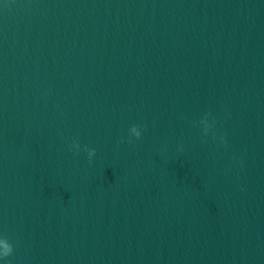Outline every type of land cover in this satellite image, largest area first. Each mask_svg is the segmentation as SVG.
<instances>
[{"label":"water","instance_id":"95a60500","mask_svg":"<svg viewBox=\"0 0 264 264\" xmlns=\"http://www.w3.org/2000/svg\"><path fill=\"white\" fill-rule=\"evenodd\" d=\"M264 0H0V185Z\"/></svg>","mask_w":264,"mask_h":264},{"label":"clouds","instance_id":"9594fccd","mask_svg":"<svg viewBox=\"0 0 264 264\" xmlns=\"http://www.w3.org/2000/svg\"><path fill=\"white\" fill-rule=\"evenodd\" d=\"M211 116L210 113L205 114V116L200 119L198 121V124L202 127V131H203V135L205 137H207L209 135V133H211L213 135V138H216V131H215V124L216 121L215 119H209V117ZM130 136L127 140L128 143H134V140L132 139V137H134L136 140H139L142 136V128L140 125L137 124H133L130 129ZM221 143L226 145L227 144V139L224 136L220 137ZM80 144L77 142H73L70 145V150H73L75 152V154H79V150H80ZM83 151H85L87 153L88 156V160L89 163L92 162V158L96 155V149L95 148H90L88 146H84ZM13 244L9 242V240L7 238H2L0 239V259H6L7 257H9L12 253H13Z\"/></svg>","mask_w":264,"mask_h":264}]
</instances>
